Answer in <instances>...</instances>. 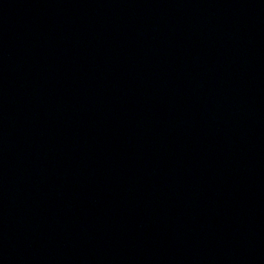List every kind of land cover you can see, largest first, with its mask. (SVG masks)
Listing matches in <instances>:
<instances>
[{
	"label": "water",
	"instance_id": "95a60500",
	"mask_svg": "<svg viewBox=\"0 0 264 264\" xmlns=\"http://www.w3.org/2000/svg\"><path fill=\"white\" fill-rule=\"evenodd\" d=\"M0 264H264V0H0Z\"/></svg>",
	"mask_w": 264,
	"mask_h": 264
}]
</instances>
